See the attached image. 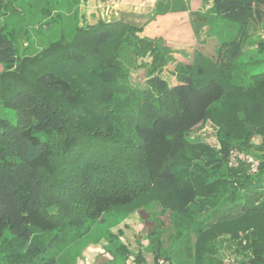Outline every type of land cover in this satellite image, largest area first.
I'll use <instances>...</instances> for the list:
<instances>
[{
    "label": "trees",
    "instance_id": "16d2710c",
    "mask_svg": "<svg viewBox=\"0 0 264 264\" xmlns=\"http://www.w3.org/2000/svg\"><path fill=\"white\" fill-rule=\"evenodd\" d=\"M184 8L156 0L152 17ZM211 8L242 29L264 18V0H213ZM74 23L70 36L33 56L18 55L0 29V101L16 113L15 124L0 119V262L57 264L54 252L86 221L155 204L194 226L195 263L213 264L202 254L224 233L235 241V264H264V71L245 86L232 81L240 39L222 43L215 59L195 49L168 85L158 73L173 50L140 36L143 25ZM147 52L148 79L129 87L121 57L134 63ZM202 118L218 126L219 148L185 139ZM233 149L253 156L255 170L245 158L230 163ZM110 240L122 264L130 252L117 236ZM161 245L154 263L175 264L172 250L158 263ZM135 261L143 264V255Z\"/></svg>",
    "mask_w": 264,
    "mask_h": 264
},
{
    "label": "rangeland",
    "instance_id": "374dc122",
    "mask_svg": "<svg viewBox=\"0 0 264 264\" xmlns=\"http://www.w3.org/2000/svg\"><path fill=\"white\" fill-rule=\"evenodd\" d=\"M80 1L3 0L0 29L4 34L12 35L18 55H37L44 46L60 35L70 36L75 25L74 21L76 24L82 25L79 24L82 22V18L78 14ZM172 1L175 3L184 2L187 8L178 12L183 15L190 14L187 0ZM211 7L204 13L196 11L190 16V22H193L192 26L196 29L194 33H198L199 42L202 39L201 42H205L201 46V51L206 56L215 59L217 49L222 43L234 44L237 39H240L242 52L234 61L232 81L235 85L245 86L251 74L264 71V18L251 21L242 29L239 28V22L236 19H226ZM136 8H139L137 3ZM108 15L109 13H105V11L100 13V16L104 18ZM172 24L169 20L167 23L169 29L163 32V35L171 36L168 30L173 28ZM141 33L142 31L139 34L142 35ZM180 47L178 46V48ZM171 49L173 58L158 73L168 85L176 82L174 67L191 61L189 51L178 53L177 48V50ZM223 52L225 53L226 49ZM149 54L151 53L147 52L143 58L137 57L134 63L127 61V56L121 57L128 68L129 87L143 86L146 78L148 79L149 75L146 74V71L149 69V61L152 58ZM136 63L142 65L138 66ZM4 70L6 67L0 64V72L2 73ZM215 105L218 106L219 103H215ZM123 108L122 103L119 109L123 110ZM0 119L16 123L15 110L11 107H4L1 101ZM122 121L118 131L120 135L125 136L130 134L131 129L127 118H123ZM184 135L187 141L202 142L212 148H219L218 126L209 118H202L193 123ZM178 228L182 229H180V236L177 238L175 236ZM153 230H156L154 234L151 233ZM72 233L73 231L68 236H71ZM195 233L194 226L189 225L184 218L173 213L170 214L168 211L162 213L157 205L148 204L130 212L112 210L105 213L103 219L86 221L81 228L77 229L74 237L72 236L73 240L67 245L68 247L55 250L54 253L57 264H119L115 262L114 253L108 249L113 242L110 239L117 236L118 240L125 244L130 252L122 264H136L135 257L138 253L144 257L143 264H155L153 254L160 240L162 245L159 249L161 255L158 263H161L164 255L172 250L170 255L175 256H172L176 258L175 264H197L194 259V242L197 238ZM216 238L211 243L210 250L202 255L213 264H234L235 241L224 233ZM116 244L114 242V245ZM0 264L2 263L0 262Z\"/></svg>",
    "mask_w": 264,
    "mask_h": 264
},
{
    "label": "crops",
    "instance_id": "0c3cea01",
    "mask_svg": "<svg viewBox=\"0 0 264 264\" xmlns=\"http://www.w3.org/2000/svg\"><path fill=\"white\" fill-rule=\"evenodd\" d=\"M170 1L172 2V0ZM80 2L78 14H80L82 22H79V24L93 25L99 20L125 19L143 25L142 35L140 36L160 39L170 48H177L178 53L189 51L190 56H192L195 49L202 50L201 46L205 44V42H201L203 39L199 42L198 33H194L193 22H190L191 14L183 15L178 11H169L156 15L153 19L152 13L156 0H81ZM187 2L190 11L201 13L208 10L213 3L212 0H187ZM136 3L139 8L135 9ZM103 11L109 13L106 18L100 16ZM166 18L167 20H165ZM168 19L173 23V28L168 30L171 36L163 35V32L169 29L167 27ZM178 46L181 47L178 48Z\"/></svg>",
    "mask_w": 264,
    "mask_h": 264
},
{
    "label": "built area",
    "instance_id": "2783aa9c",
    "mask_svg": "<svg viewBox=\"0 0 264 264\" xmlns=\"http://www.w3.org/2000/svg\"><path fill=\"white\" fill-rule=\"evenodd\" d=\"M236 157L245 158L246 161L249 163L251 169L255 170L256 165H257V160L253 156H251V155H245L244 156L243 154L238 153L235 149L231 150V152H230V163H234Z\"/></svg>",
    "mask_w": 264,
    "mask_h": 264
}]
</instances>
